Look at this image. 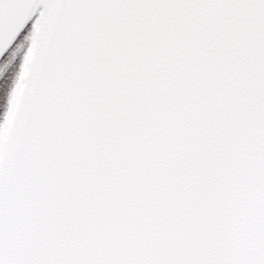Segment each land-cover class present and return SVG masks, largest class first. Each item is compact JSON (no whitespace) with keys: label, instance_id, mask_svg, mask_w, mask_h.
<instances>
[{"label":"snow or ice","instance_id":"obj_1","mask_svg":"<svg viewBox=\"0 0 264 264\" xmlns=\"http://www.w3.org/2000/svg\"><path fill=\"white\" fill-rule=\"evenodd\" d=\"M0 264H264V0H0Z\"/></svg>","mask_w":264,"mask_h":264},{"label":"flooded vegetation","instance_id":"obj_2","mask_svg":"<svg viewBox=\"0 0 264 264\" xmlns=\"http://www.w3.org/2000/svg\"><path fill=\"white\" fill-rule=\"evenodd\" d=\"M3 110H4V107H2V108H1V111H0V113H2V112H3Z\"/></svg>","mask_w":264,"mask_h":264},{"label":"trees","instance_id":"obj_3","mask_svg":"<svg viewBox=\"0 0 264 264\" xmlns=\"http://www.w3.org/2000/svg\"><path fill=\"white\" fill-rule=\"evenodd\" d=\"M0 103H2V102H0ZM1 108H2V107H0V111H1Z\"/></svg>","mask_w":264,"mask_h":264},{"label":"rangeland","instance_id":"obj_4","mask_svg":"<svg viewBox=\"0 0 264 264\" xmlns=\"http://www.w3.org/2000/svg\"><path fill=\"white\" fill-rule=\"evenodd\" d=\"M3 103V102H2Z\"/></svg>","mask_w":264,"mask_h":264}]
</instances>
